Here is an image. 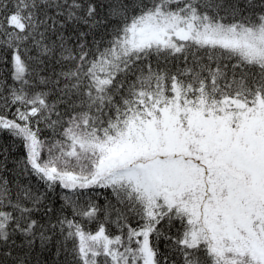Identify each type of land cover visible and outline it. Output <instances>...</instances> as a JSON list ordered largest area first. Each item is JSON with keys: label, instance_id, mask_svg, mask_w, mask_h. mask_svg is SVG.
<instances>
[{"label": "snow or ice", "instance_id": "6c2138e0", "mask_svg": "<svg viewBox=\"0 0 264 264\" xmlns=\"http://www.w3.org/2000/svg\"><path fill=\"white\" fill-rule=\"evenodd\" d=\"M0 264H264V0H0Z\"/></svg>", "mask_w": 264, "mask_h": 264}]
</instances>
